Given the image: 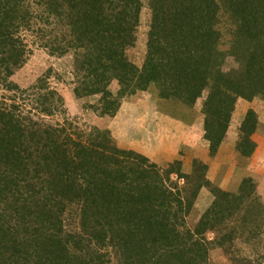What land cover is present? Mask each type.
Returning <instances> with one entry per match:
<instances>
[{"label": "trees", "instance_id": "1", "mask_svg": "<svg viewBox=\"0 0 264 264\" xmlns=\"http://www.w3.org/2000/svg\"><path fill=\"white\" fill-rule=\"evenodd\" d=\"M147 3L146 55L137 66L126 50L136 40L142 0H0V264H211L213 247L231 264H264V201L254 177L222 189L196 157L190 173L178 159L160 170L118 147L108 129L85 133L66 120H36L35 113L62 110L61 95L44 78L27 88L11 80L35 31L52 54H73L74 93L99 95L91 108L101 117H113L128 95L154 88L162 113L192 124L201 100L203 139L214 156L237 101L264 103V0ZM229 57L236 67L224 70ZM12 95L30 99L29 109ZM262 126L248 108L235 128L238 160L253 156ZM204 187L214 199L190 229L187 216ZM72 208L76 230L68 227ZM13 216L26 223L18 230L28 229L24 242L12 237Z\"/></svg>", "mask_w": 264, "mask_h": 264}, {"label": "rangeland", "instance_id": "2", "mask_svg": "<svg viewBox=\"0 0 264 264\" xmlns=\"http://www.w3.org/2000/svg\"><path fill=\"white\" fill-rule=\"evenodd\" d=\"M142 2L143 8L140 12L136 40L134 45L126 50L128 58L137 66H141L144 62L150 24V10L148 9L147 0H142ZM40 25L44 29L42 24ZM36 26L38 27L37 24ZM49 28L43 30L44 33L49 31ZM32 32H28L26 36L29 54L23 64L13 74L11 80L21 88H27L35 84L39 78H44L45 86L55 89L64 102L63 109H58L59 111L51 116L45 117L35 113L34 117L36 120L39 119L54 126L57 124L67 126L64 123L66 120L72 125L71 127L74 130L85 133H89L88 129L94 126L100 129H108L114 143L118 147L129 149L128 146H130L139 153L145 152L148 154L145 156L156 164L160 170L166 169L177 159L181 161L182 170L186 173L191 172L192 160L195 157L204 162H209L208 145L203 139V116L200 111L201 100H198L194 107V115L196 117L192 124L184 123L177 118L162 113L159 108H165V105L158 100L157 92L154 88L128 95L121 103L120 109L122 112L119 109L113 117H101L91 108L92 105L97 103L99 95L77 97L74 93L75 81L79 77V72L75 69L73 54L71 52L63 55L52 54L49 48L46 47L45 42L37 38V33L35 31ZM233 67H236V63L232 58H227L223 69L229 70ZM109 87L113 93H116L119 89V84L113 81ZM12 96L18 98L16 100L21 97L20 100L29 109L30 99L25 95ZM247 104H249V108L257 112L258 118L263 125L258 133L255 134V138L257 145L259 143L264 145V103L259 99H254ZM238 109L244 110L245 108L238 106ZM239 121L237 116L232 120L230 137L224 140V152L219 157V160L225 162L229 159L227 156H230L232 165L230 164L228 170L224 165L219 166L218 162L216 170L212 169L210 175L208 176V173L206 177L208 179L210 177L209 180L219 185L222 189L233 190L237 187L242 175H250L257 181L258 193L264 201V147L256 150L249 159L241 161L236 158L235 149L231 146L232 140L236 139L235 128ZM167 122H169L170 126L166 124ZM229 143L231 144L229 145ZM172 178L175 179V174L172 175ZM23 197L30 199L26 195H23ZM213 197V194L206 187L200 190L187 216V227L190 229L194 228L201 214L211 204ZM66 215L68 216V227L73 230L78 229L76 209L72 208L67 211ZM0 220H2L1 217ZM18 221L19 218H15V216L10 221L12 237L15 240L19 239L20 242H24V236L29 231L28 229L18 231L25 229L24 225H26V223L17 224ZM206 237L212 239L214 235L207 233ZM245 248L247 249L246 246ZM245 248L242 249L244 252L247 251ZM209 261L211 264H231L229 256L218 247H213L210 250Z\"/></svg>", "mask_w": 264, "mask_h": 264}, {"label": "crops", "instance_id": "3", "mask_svg": "<svg viewBox=\"0 0 264 264\" xmlns=\"http://www.w3.org/2000/svg\"><path fill=\"white\" fill-rule=\"evenodd\" d=\"M246 103V104H245ZM248 103V101H245V100H243V99H239L238 101H237V105H236V109H235V113H234V115H233V118H232V120L234 119V117H236L237 116V118H238V120H242V118L244 117V114H245V111L250 107L249 106V104H247ZM238 106H241L242 108L244 107L245 109L243 110H241V109H238ZM252 107V106H251ZM120 111H121V109H120ZM120 111H119V113H120ZM122 112V111H121ZM203 121V120H202ZM168 126H170V124H169V122H167L166 123ZM231 124H232V122H231ZM230 124V125H231ZM231 127V126H230ZM123 133V132H122ZM227 137L229 138L230 137V128H229V130H228V132H227ZM230 140V139H229ZM235 138L232 140V146L231 147H234V144H235ZM225 143H224V141L222 142V144L220 145V147H219V149H218V151H217V153H216V155L215 156H213V157H211V156H209L210 158H208V161L209 162H206L208 165H209V169H208V171H207V174H208V176L210 175V171H212V169L213 170H216V166L218 165V162H219V166L220 165H224L225 166V168L226 169H228L229 170V166H230V164L232 165V162L230 161V156H227V158H229L228 159V161H225V162H222L221 160H219V157L220 156H222V154H223V152H224V147H225V145H224ZM231 143H229V145H230ZM207 145H208V143H207ZM262 147H264V145L263 144H260L259 143V145H257V147H256V150H259V149H261ZM128 148L129 149H131V150H135V151H137L136 149H134V148H132V147H130V146H128ZM263 149V148H262ZM255 150V151H256ZM141 153H143V155H148V154H146L145 152H141ZM211 169V170H210ZM218 169V168H217ZM218 172V171H217ZM215 173V172H214ZM209 179H210V177H209Z\"/></svg>", "mask_w": 264, "mask_h": 264}]
</instances>
